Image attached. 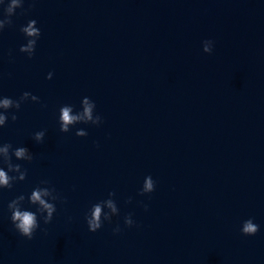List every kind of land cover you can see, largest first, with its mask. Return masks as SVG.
Here are the masks:
<instances>
[{"label":"water","instance_id":"1","mask_svg":"<svg viewBox=\"0 0 264 264\" xmlns=\"http://www.w3.org/2000/svg\"><path fill=\"white\" fill-rule=\"evenodd\" d=\"M11 19L0 98L39 103L0 109V148L33 156H13L26 178L0 185V264H264V0H23ZM30 20L41 32L31 59L20 51L37 39L20 30ZM85 98L102 123L62 133L60 108L82 115ZM147 176L155 190L140 195ZM34 190L56 207L49 224ZM14 199L37 214L31 240L11 223Z\"/></svg>","mask_w":264,"mask_h":264},{"label":"clouds","instance_id":"2","mask_svg":"<svg viewBox=\"0 0 264 264\" xmlns=\"http://www.w3.org/2000/svg\"><path fill=\"white\" fill-rule=\"evenodd\" d=\"M3 4V0H0V5ZM23 7V0H11V3L9 6L5 9L3 8V15L10 14V18L7 21L0 20V28L4 27V24L7 23L9 27L12 25V19L11 17L15 14L17 9H20ZM35 20H30L26 26L21 27V31L25 33L28 37H36L37 39H29L27 41V44L25 46H22L20 51L21 52H29L32 53L28 58L31 59L34 52H35V46L37 43V40L41 36L40 29L36 26ZM207 45V41L205 42ZM205 52H209V48L205 46L204 48ZM48 80L52 79V73H49L46 77ZM31 97L33 101H36L39 103V98L37 96L32 95L29 92H24L21 97L18 100H13L8 97H2L0 98V109H15L16 111H19L21 108L22 101L26 100L27 98ZM95 103L90 104L89 100L87 98L84 99V111L82 115H72V108L68 106H62L59 110V124H60V131L62 133H67L69 131V125L73 124L77 121H91L93 124L102 123V118L97 115L95 119H93L92 116V109L95 107ZM6 112H0V128H3L8 120V116L5 114ZM11 119L13 122L17 120L16 115H12ZM63 123H60V122ZM76 136L78 137H85L87 136V133L83 130L77 131ZM45 137V131H39L34 134L33 139L37 143H42ZM11 150V152H10ZM0 152H3L5 154V160L2 162L7 167V172L0 168V185L4 186L5 188H11L10 180L13 179V177H10L8 175V172H19L20 180H24L27 175V171L23 170L21 171V166L19 164H13L12 163V157L14 156L16 160H27V162H31L33 160L32 155H27L28 149L25 147H18L13 149L12 145L9 143L3 144V148H0ZM155 190V182L153 181L151 176H147L144 179V183L142 186V189L140 191V195L145 194H151ZM47 195V190H45L43 193L40 190H34L31 193L30 200L32 204L38 203L43 210L47 211V217L44 219V224H49L53 219V213L56 212V207L54 204L47 203L44 199L41 198V196ZM109 196H115L114 192H110ZM19 199H24L23 196H20ZM131 202V201H129ZM107 206L112 210L113 213L117 211L115 203L110 199L107 201ZM8 209L11 212V223L14 226L15 230L24 238L31 240L33 238L34 233L39 228V224L37 223V214L29 211V210H20L19 207H17V200L14 199L8 204ZM147 210V209H145ZM37 211H40L39 209ZM101 205L100 204H94L92 206V211L90 217H86V223L88 226V230L92 233L97 232L98 229L102 227L100 222L101 217ZM125 225L127 227L133 226V220L131 219V216L125 217ZM120 231L119 227H117L114 232L118 233ZM259 231V226L253 222L252 219H248L244 221L243 227H242V233L245 236H254Z\"/></svg>","mask_w":264,"mask_h":264}]
</instances>
